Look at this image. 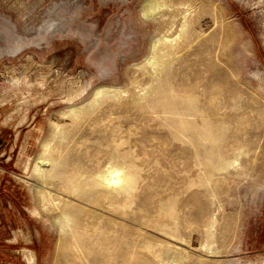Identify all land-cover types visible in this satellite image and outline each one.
<instances>
[{"label": "rangeland", "instance_id": "obj_1", "mask_svg": "<svg viewBox=\"0 0 264 264\" xmlns=\"http://www.w3.org/2000/svg\"><path fill=\"white\" fill-rule=\"evenodd\" d=\"M17 1L0 0V264H264V0ZM115 163L128 192L72 186ZM160 241L183 258L158 263Z\"/></svg>", "mask_w": 264, "mask_h": 264}, {"label": "bare ground", "instance_id": "obj_2", "mask_svg": "<svg viewBox=\"0 0 264 264\" xmlns=\"http://www.w3.org/2000/svg\"><path fill=\"white\" fill-rule=\"evenodd\" d=\"M20 3H22L21 0H18L17 4H20ZM165 4L162 1H160V0H151V1L148 0V6H147L148 9L147 10H148V12L154 14L155 11H157L161 7H164ZM148 12H146L143 9V13L144 14H147ZM150 15H152V14H150ZM163 43H165V42H163ZM153 46L155 47L156 44H154ZM173 48H174L173 44L172 43H170V44L168 43V45L164 44V48L161 47V48L153 51L152 59L149 61L153 65L152 67L156 68V66L163 64L164 62L161 60V58L164 55H167L168 53H170L173 50ZM83 108L84 107H80L78 109H74L72 112H70V114H76L77 111H79V110H81ZM218 131H220V130H218ZM201 133H202V135H200V136L208 138V139H210L212 141H214L215 138L217 137V135L219 134V132L213 131V130L209 129L208 127L204 128V130ZM43 147H44V150H43L42 154L38 157V161L35 164V168L33 167L34 171L38 174V176L40 175L42 177V179L45 178V177L47 178L48 176H50V178H51V175L56 172V171L53 172L55 170L54 168H52V169H50L49 167H48L49 169L42 168V166H41L42 162H47V164L50 163L49 165H52L53 167H55L58 164V162H59L57 159L52 157L51 154L49 153V145H48V143H45L43 145ZM211 150H212V148H211ZM220 162H218V163H220ZM222 164L223 163H221L220 165H222ZM131 176L132 175H131L129 170H125L122 167H120L117 163H115V164L110 165L109 167H107L102 173L100 172L96 176L91 177L87 182H85V181H84V183L77 182L75 184H72V186L73 187L80 186L83 189H86V188L91 187L92 185H100V186L106 188L109 192H120V191L128 192L131 189L130 188L131 187V183H132V177ZM82 188H80V189H82ZM82 193L84 194V192H81V194ZM86 193L87 192H85L84 195H86ZM70 211L68 210V212H70ZM68 212L63 211V212H61L60 215H58V219H60L59 220V227H60V230L62 231V233L60 234V238H63V235L65 233L64 230H65V228L67 226L70 225V223H71L70 221L72 220V217L70 216L71 213L69 214ZM208 235L212 236V233H210ZM72 237L74 239V242L77 243L76 239H75L76 235L72 234ZM159 245L162 246V249L157 250L158 252L154 250L153 246L146 248L149 251L153 252V254H154L153 256H155L156 259L160 258V259H158V263H159V260H162V258L167 257L168 252H170L169 250H173V251L177 252L176 254H173V253L172 254L178 260L183 258V254L179 251L178 247H176L175 245H172V244H170L169 242H166V241H160ZM29 258L30 257H28L27 260H26L27 264H33V263H31V259H29ZM162 263L164 264V262H162Z\"/></svg>", "mask_w": 264, "mask_h": 264}]
</instances>
